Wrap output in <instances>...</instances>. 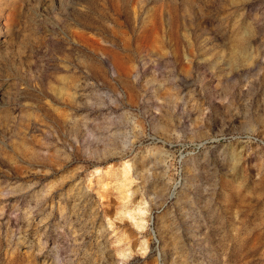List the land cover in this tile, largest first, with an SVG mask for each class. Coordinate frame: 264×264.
<instances>
[{
	"label": "rangeland",
	"instance_id": "374dc122",
	"mask_svg": "<svg viewBox=\"0 0 264 264\" xmlns=\"http://www.w3.org/2000/svg\"><path fill=\"white\" fill-rule=\"evenodd\" d=\"M0 264H264V0H0Z\"/></svg>",
	"mask_w": 264,
	"mask_h": 264
}]
</instances>
